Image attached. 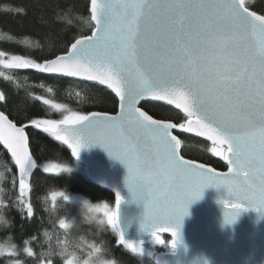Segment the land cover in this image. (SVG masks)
Instances as JSON below:
<instances>
[{
  "label": "snow or ice",
  "instance_id": "snow-or-ice-1",
  "mask_svg": "<svg viewBox=\"0 0 264 264\" xmlns=\"http://www.w3.org/2000/svg\"><path fill=\"white\" fill-rule=\"evenodd\" d=\"M89 5L90 34L73 36L62 51L40 61L7 58L0 51L6 68L93 82L118 99L113 113L29 118L21 126L0 111V144L18 168L26 216L34 215L23 198L37 167L28 127L68 145L77 158L82 148L99 144L119 159L127 168L128 191L145 205L141 229L157 244L165 243L160 233H169L174 250L189 205L209 187H223L235 198L222 201L231 210L224 214L227 223L245 204L264 210V10H252L248 0H89ZM7 99L0 92V102ZM142 101L170 105L183 120L156 119ZM63 126L72 128V139ZM175 131L209 142L207 150L225 162L226 171L184 158ZM44 171L71 168L52 164ZM122 200L117 191L114 210L107 203L95 210L105 213L120 245L142 254L143 241L126 240L121 229Z\"/></svg>",
  "mask_w": 264,
  "mask_h": 264
},
{
  "label": "trees",
  "instance_id": "trees-1",
  "mask_svg": "<svg viewBox=\"0 0 264 264\" xmlns=\"http://www.w3.org/2000/svg\"><path fill=\"white\" fill-rule=\"evenodd\" d=\"M248 2L252 10L258 13L264 10V0ZM88 10L89 5L84 0H0V51L37 61L54 51H62L73 36L90 34ZM0 92L8 98L6 104L0 102V111L18 126L29 118L62 120L72 113H113L117 109L116 100L100 87L1 65ZM44 99L63 107L55 109L44 104ZM141 106L156 119L183 120V116L168 107L153 103ZM27 134L30 152L37 162L30 191L23 198L33 206L32 217L26 216L14 166L0 147V248L9 249L0 254V264H66L73 261L72 254L79 259L90 258L100 245L104 249L102 257L115 259L118 264H154L152 259L120 245L117 233L106 220L95 219L91 212L85 213L71 201L79 198L90 205L113 206L112 196L86 180L61 141L40 132L28 131ZM174 134L182 140L184 158L219 171L226 170L222 160L207 150L210 146L178 131ZM43 164L70 167L71 171L48 174L40 170ZM54 193L57 194L55 199ZM63 220H72L74 227L64 230L60 226ZM162 239L164 244L148 247L154 255L168 251V240ZM61 250L64 256L60 255Z\"/></svg>",
  "mask_w": 264,
  "mask_h": 264
},
{
  "label": "water",
  "instance_id": "water-1",
  "mask_svg": "<svg viewBox=\"0 0 264 264\" xmlns=\"http://www.w3.org/2000/svg\"><path fill=\"white\" fill-rule=\"evenodd\" d=\"M84 1L89 5V0ZM40 74L45 77L66 79L100 87L112 95L116 103H118L114 93L93 82ZM146 103L168 107L183 116L179 110L162 102L142 101L141 105ZM63 127L65 130L64 134L69 135V138L72 139V128L70 126ZM83 127V125L80 126L81 131ZM28 131L40 132L54 138L50 134L43 133L41 130L32 127L26 128V132ZM179 133L210 146L209 142L203 138ZM61 143L69 151L72 160L82 168V174L86 180L96 188L112 196L113 210L115 209L117 191L121 194L123 200L119 205V217L125 239L138 243L143 241V248L154 244L155 242L149 231L142 230L140 227L144 217L145 205L143 201L133 199L125 185L126 166L119 159L110 156L99 144H89V146L82 148L77 158L73 156L68 145ZM0 147L14 166L18 183V168L10 152L2 144H0ZM222 162L226 166L223 160ZM36 169L37 167L32 169L27 178L29 185ZM222 201L234 202L235 198L230 196L223 187L205 189L202 198L195 200L189 205L188 213L178 226L180 239L175 250L171 246V241L175 238H172L169 233H160L161 238L168 240L167 248L169 252L156 254L153 257L154 264H264V210H257L245 204L236 219L231 223H227L225 222L224 214L231 210L226 208ZM122 246L125 247L124 245Z\"/></svg>",
  "mask_w": 264,
  "mask_h": 264
},
{
  "label": "rangeland",
  "instance_id": "rangeland-1",
  "mask_svg": "<svg viewBox=\"0 0 264 264\" xmlns=\"http://www.w3.org/2000/svg\"><path fill=\"white\" fill-rule=\"evenodd\" d=\"M7 58H10L11 56H8L6 55ZM3 66V65H1ZM4 67V66H3ZM52 164H43L42 166H40V170L45 172L44 169L46 167H49L51 166ZM79 169L82 171V168L79 166ZM45 173H48V174H58L57 172H45ZM61 173V172H59ZM72 202L75 201L76 204H78L81 209L87 213V212H91L90 214H92V216L95 218V219H98L99 221H104L106 219V216H105V213L104 212H100V211H96V206L98 205H102L104 203H101V204H96V205H90L87 201H84V200H81L79 198H74L71 200ZM110 206V205H109ZM110 210H113V206H110ZM75 225V223L72 221V220H63V225L60 223V226L64 229V230H70L71 228H73ZM155 244V243H154ZM152 244V245H154ZM151 246V245H150ZM149 246L147 247H144V251L142 254L140 253H137L139 255H142L143 257L145 258H148V259H152L153 260V257L155 256L153 254V251L148 249ZM169 252V250L167 251ZM66 264H73V261H69L68 263Z\"/></svg>",
  "mask_w": 264,
  "mask_h": 264
},
{
  "label": "clouds",
  "instance_id": "clouds-1",
  "mask_svg": "<svg viewBox=\"0 0 264 264\" xmlns=\"http://www.w3.org/2000/svg\"><path fill=\"white\" fill-rule=\"evenodd\" d=\"M9 251V249L7 248H0V254H3L4 252ZM104 249H103V245H100L98 248H95L93 250L94 255H92L90 258L87 259H79L76 258L73 254H72V260H73V264H118L117 261H115V259H104L102 257V253H103ZM60 255L64 256L65 253L63 250L60 251Z\"/></svg>",
  "mask_w": 264,
  "mask_h": 264
}]
</instances>
